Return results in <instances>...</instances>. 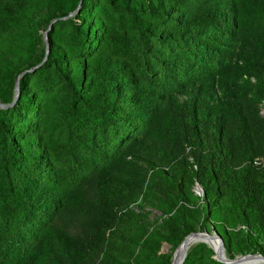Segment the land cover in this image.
<instances>
[{"label":"trees","instance_id":"1","mask_svg":"<svg viewBox=\"0 0 264 264\" xmlns=\"http://www.w3.org/2000/svg\"><path fill=\"white\" fill-rule=\"evenodd\" d=\"M263 80L264 0H0V264H170L199 223L264 250ZM216 81L236 121L172 99ZM158 180L164 231L131 207ZM182 264L226 263L197 242Z\"/></svg>","mask_w":264,"mask_h":264},{"label":"rangeland","instance_id":"2","mask_svg":"<svg viewBox=\"0 0 264 264\" xmlns=\"http://www.w3.org/2000/svg\"><path fill=\"white\" fill-rule=\"evenodd\" d=\"M48 29H49V25L48 27L44 25L39 30L42 36V40L39 44L38 52H39V55L42 54V61L47 58L48 53H49V43H48V38H47ZM47 49H48V52H47ZM24 73H25V70L22 72H19L16 76L14 95H16V91H18V94H19V80ZM249 81L252 86V91L250 93V95L252 96L254 93H256V91L260 88L261 85L259 83V80H257L255 77H249ZM197 93L202 95V97L204 98L203 102L204 103L207 102L208 105L210 106V111H211L210 117L213 119V121L216 124H218L219 122L223 120L236 121V113H235L236 109H235V104H234L235 88L231 83L220 82V81H216V83H214L213 85H204L200 83H195L187 87L184 91L174 94L172 96V99L178 105L179 104L182 105L187 101V99H189L190 97L194 96ZM259 113L261 116H264V98L261 99L260 101ZM141 165L142 167H146V164L143 162H141ZM166 172L168 171L166 170ZM148 191H149L148 197L151 199V202H147L146 199L144 198V194H142V195H139L134 200L131 207L135 211L141 214L145 229L151 230L152 228L155 227V228L160 229L161 231H164L163 229L164 221L168 217L160 209V203L164 200V194H163L164 188L161 186V183L158 180L154 186L148 189ZM190 191L195 196H198L200 197V199H203L204 189L198 182L194 181L191 184ZM188 205L191 206L190 204ZM242 228H243V225L239 223L236 226L227 227V230L229 232L230 231L239 232ZM191 232H206L208 234H216L221 237V235L214 229L211 223L209 224L208 229L205 226L201 225V223H199L193 228V231ZM235 237L238 240L244 239L240 233L239 235H235ZM196 243L197 242L193 243L192 245ZM176 247H173L166 241H162L158 248V254H170L171 259H172ZM246 254H260L264 256V250L257 247V249L253 253L233 252V257L230 259L242 256V255H246ZM225 256L227 257L226 253H225Z\"/></svg>","mask_w":264,"mask_h":264},{"label":"water","instance_id":"3","mask_svg":"<svg viewBox=\"0 0 264 264\" xmlns=\"http://www.w3.org/2000/svg\"><path fill=\"white\" fill-rule=\"evenodd\" d=\"M47 52H48V49H47ZM17 96H18V91H16V95H15L13 102L16 100ZM2 107H5V105L0 103V108ZM201 237L215 239L219 243L218 250H214L213 247L206 240H204V238H201ZM192 238H199V240L194 241V240H191ZM195 242L206 243L209 247H211L214 250L215 258H217L218 260L226 264H264V256L260 254H246V255H242V256H239L233 259L227 258L225 256V248H224V243H223L222 238L216 234H208L206 232H191L183 238V240L176 247L175 252H174V255H175L177 251H180L179 264H182V262L184 261L186 257L188 248ZM174 255L171 259L170 264H173Z\"/></svg>","mask_w":264,"mask_h":264},{"label":"bare ground","instance_id":"4","mask_svg":"<svg viewBox=\"0 0 264 264\" xmlns=\"http://www.w3.org/2000/svg\"><path fill=\"white\" fill-rule=\"evenodd\" d=\"M201 238H204V240H206L213 247L214 250H218L219 243L215 239H210L206 237H201ZM191 240L196 241L199 240V238H192ZM179 255H180V251H177L174 255L173 264H179Z\"/></svg>","mask_w":264,"mask_h":264}]
</instances>
